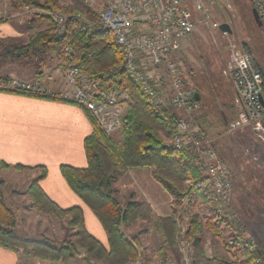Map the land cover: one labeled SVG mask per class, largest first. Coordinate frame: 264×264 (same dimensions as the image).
<instances>
[{
  "label": "trees",
  "instance_id": "1",
  "mask_svg": "<svg viewBox=\"0 0 264 264\" xmlns=\"http://www.w3.org/2000/svg\"><path fill=\"white\" fill-rule=\"evenodd\" d=\"M77 2L84 8L83 1L77 0ZM10 7L17 11L23 8L39 7L49 10L55 7L68 16L83 13L74 5L61 7L57 0L43 2L10 0ZM33 24L44 25V29L31 34L26 43L0 39V71L11 64L27 61L37 62L36 69L39 70L44 65L43 57L68 46L70 53L68 55L62 53V56L69 64L79 66L82 72L99 82L103 89L124 88L129 93L125 103L127 105L125 113L120 118V140L116 142L112 137L104 135L90 116L84 112L92 124V133L84 140L87 168L60 167L61 176L70 190L84 202L102 225L108 248L105 249L88 234L80 208L60 209L44 194L39 186L40 181L47 174L44 168L40 169V175L29 185L27 195L33 209L37 212L57 220L65 219L66 230L72 231L73 239L55 242L42 235L36 239L17 235L14 231L16 225L14 212L5 205L0 188V246L15 252L20 250L22 254H29L37 260L59 264H70L76 260L83 261L85 264H127L142 253L136 242L127 239L121 227L135 224L139 218L147 215L148 209L137 201L128 203L125 207L118 203L112 190V184L117 177L128 171L152 168L154 169L152 178L172 196L173 204H178L184 198L190 197L194 189L193 184L203 181L204 177L189 160L188 149H165V143L158 135V131L164 129L168 136L172 137L171 125L177 113L165 109L162 116L157 117L140 87L124 73H116L122 67L123 57L111 34L79 32L74 18L67 21L63 34L58 33L57 26L48 15L35 14L29 25L30 29H33ZM21 95L32 96L24 93ZM34 97L58 100L56 97ZM223 118L226 122L224 116ZM198 119L201 129L206 133V129L202 126L206 125L207 117L201 115ZM1 166L4 169L10 168L3 163ZM12 168L16 171L30 170L21 166ZM182 185H186L184 193L180 191L181 188H178ZM192 201L201 202L203 206L212 210V206L203 199L201 193L194 192ZM201 216L202 214L195 207L191 216L190 230L194 246L193 264H264V253L259 248L253 254L245 250L243 242L245 234L241 236L232 234V239L225 243L228 251L233 248L232 255H238V252H234L238 247L242 259L235 258L228 261L225 258L206 257L200 235ZM220 223L222 221L208 220L205 226L219 238ZM159 230L164 246L155 253V256L164 257L173 254L175 226L171 215L160 219ZM258 260L261 263H257Z\"/></svg>",
  "mask_w": 264,
  "mask_h": 264
},
{
  "label": "built area",
  "instance_id": "2",
  "mask_svg": "<svg viewBox=\"0 0 264 264\" xmlns=\"http://www.w3.org/2000/svg\"><path fill=\"white\" fill-rule=\"evenodd\" d=\"M250 2L264 25V0ZM96 3L89 16H68L56 8L46 14L59 34L65 31L67 21L74 18L79 32L112 35L123 57L122 67L116 73H124L140 87L157 117H161L165 109L177 113L171 125L172 139L165 149H188L189 160L204 177L203 181L193 184L190 197L174 206L171 216L175 226V252L153 260L139 257L127 264H193L190 230L195 210L194 192L201 193L212 206L214 221H222L232 234H245L232 209L233 175L197 123L196 114L201 105L191 89L195 75L185 70L177 58L180 41L194 31L195 14L203 12L204 6L201 0H96ZM3 19L0 11V24ZM63 52L68 55L70 48L64 46ZM229 52L223 73L231 82L235 116L225 128L228 132L250 128L255 134H264V72L247 50L230 46ZM64 80L67 90L56 94L38 79L23 81L0 77V91L56 97L86 112L104 135L111 137L120 131V108L129 96L126 89H103L76 64H69ZM243 242L249 254L258 250L251 237L245 236Z\"/></svg>",
  "mask_w": 264,
  "mask_h": 264
},
{
  "label": "rangeland",
  "instance_id": "3",
  "mask_svg": "<svg viewBox=\"0 0 264 264\" xmlns=\"http://www.w3.org/2000/svg\"><path fill=\"white\" fill-rule=\"evenodd\" d=\"M39 1L43 2L44 0ZM57 1L61 7L67 5L77 6L83 12L81 15L86 16L91 15L97 4L96 0H80L83 1L84 5V8H82L77 0ZM201 1L204 11L195 14V29L180 41L177 58L183 64L185 70H191L195 75L191 89L200 96L199 101L201 105L200 111L196 114L197 123L201 115L207 117L206 125L202 126L207 131V134H205L212 141V145L219 158L224 161L233 175L232 209L238 215L241 224H243V220L239 214L241 213L244 216L243 219L248 226L245 236L251 237L257 247L264 253V134H255L250 128L234 132L226 130V122L228 123L234 118L235 109L231 82L223 73L225 64L230 57V46H236L249 51L264 72V25L259 28L254 22L250 0ZM10 9L17 11L11 7ZM50 10L39 7L23 8L19 11V16L14 20L21 21L23 25L24 23L30 25L35 14L47 15L46 12ZM0 11L3 13L4 19H9V15L6 14V12L11 13L8 2L0 7ZM223 23L229 25L232 31L231 35H224L219 32L218 26ZM33 25V29L28 30L21 38L8 40L23 44L31 34L44 29V25ZM63 48L44 57L46 61L43 66L54 67V58L61 57L63 61H67L62 56V53L64 54ZM25 64H27L26 69L31 71H35L38 66V63L35 61H27ZM126 106V104L121 106V115L125 113ZM158 135L164 141L165 146H168L172 137H169L164 129H159ZM111 137L114 141H119L121 138L120 131ZM150 169L154 171V169ZM123 180L124 182L128 181V178ZM133 187L134 190H131L132 195L136 197L137 202L147 207V215L144 218H139L133 225H122L121 230L128 240L139 244L138 248L142 254L137 258L141 257L153 260L157 258L155 252L160 247L157 244L160 243V235L156 228L157 221L167 217L166 215L172 212L175 206L173 204L174 199L167 191H165V194L154 195V198H152L145 190L143 184L139 185L137 183ZM178 188H181L180 191L184 193L186 185ZM127 191V188H122V191H118V194L116 192V195H114V198L122 207H125L128 202L126 196L130 191ZM26 196L27 198L20 197V199L12 197V199L14 198L12 211L14 212L16 222L14 231L17 235L28 239H36L39 235H42L55 242L73 239L72 231L66 230L67 224L65 219L57 220L37 212L33 209L32 202L27 194ZM244 196L245 204L249 207L248 211L245 209V206L237 208L239 204L237 202L242 201L241 198H244ZM238 199L239 201H237ZM6 200L7 203L12 201L7 196ZM155 200L160 207L155 206ZM149 206L152 208L151 210H149ZM194 206L202 214L200 231L212 238L211 234L208 233L209 230L206 228L205 223L208 220L213 221L214 219L212 220L206 212L201 211L202 206L200 203L196 202ZM222 225L223 227L221 228L227 232L231 231L224 224ZM225 240L226 242L224 241L220 248L222 256L226 257L228 261H232L235 258L242 259L243 257L238 247L234 250V252H238V255H231L228 252V247H226L225 243L229 242V240L227 237H225ZM21 255L27 254H22L21 252ZM32 259L37 260L33 257ZM75 263L85 264L80 260H76Z\"/></svg>",
  "mask_w": 264,
  "mask_h": 264
},
{
  "label": "crops",
  "instance_id": "4",
  "mask_svg": "<svg viewBox=\"0 0 264 264\" xmlns=\"http://www.w3.org/2000/svg\"><path fill=\"white\" fill-rule=\"evenodd\" d=\"M6 2H8L11 13L6 12L9 15V19H4L0 24V39L16 40L24 36L30 30V26L27 23L23 25L21 21L14 20L19 16L20 10H11L10 0H0V7ZM43 61L45 62L46 58ZM25 63L11 64L3 68L0 71V77L23 81L38 79L43 86L50 88L56 94L67 90L64 71L69 64L67 61H63L61 57L53 59L54 67L43 66L39 70L35 69V71L27 70V64ZM161 72L164 74L163 71ZM196 95L198 94L196 93ZM198 98L200 100L199 95ZM91 133L92 124L90 120L84 111L75 104L0 91V181L2 182L0 188L5 205L12 210L14 206V198L12 199V197H16L15 199H20V197L27 198L26 194L29 185L40 175V169L44 168L47 174L39 183L44 194L60 209L80 208L86 231L107 249V237L102 225L84 202L70 190L60 173L61 166L76 169L87 168L84 140ZM2 163L10 166V168H2ZM13 166H21L30 170L16 171L12 168ZM152 173L151 169L132 170L119 176L118 181L115 180L112 184L114 195H116V192L118 194V191H122V188H127V192L130 191L126 196L127 204L137 201L131 191L134 190L133 185L137 183L139 185L143 184L145 190L152 198H154V195L165 194V190L152 178ZM127 178L128 181L124 182L123 179ZM6 196L12 201L7 203ZM241 200L237 202V204H240H238L237 208L245 206L248 211L249 207L245 204V196ZM155 206L160 207L156 200ZM201 206V211L206 212L213 220L211 208ZM151 209L149 206V210ZM172 213L173 210L166 216H170ZM239 215H241L240 218L243 220L241 221L245 228L244 231H247L248 226L243 219L244 216L241 213ZM221 227L223 225L219 224L221 229L219 238L215 237L210 231L208 233L211 234L212 238L200 231L203 250L208 258L226 259V257L222 256L220 248L224 241L226 242L225 237L229 241L232 239V233ZM156 228L160 235V243H157L160 247L156 250L157 252L164 246V240L159 230V221H157ZM137 245L139 246V244ZM232 251L233 249L228 252L231 254ZM0 264L52 263L37 261L32 259L29 254L21 255V252L11 251L6 247L0 246ZM71 264L76 263L73 261Z\"/></svg>",
  "mask_w": 264,
  "mask_h": 264
},
{
  "label": "water",
  "instance_id": "5",
  "mask_svg": "<svg viewBox=\"0 0 264 264\" xmlns=\"http://www.w3.org/2000/svg\"><path fill=\"white\" fill-rule=\"evenodd\" d=\"M252 17H253L254 22L256 23L257 27H259V28L262 27V23H261V21L259 20V17H258V15H257L256 11L253 10V9H252ZM218 30H219V32L222 33V34H227V35H231V34H232V31H231L229 25L226 24V23H223V24L219 25V26H218ZM195 99H196L197 101L199 100L198 95H195ZM261 102H262V101H261Z\"/></svg>",
  "mask_w": 264,
  "mask_h": 264
}]
</instances>
